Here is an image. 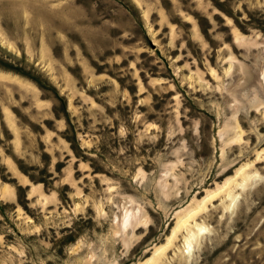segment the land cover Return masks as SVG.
<instances>
[{"label":"rangeland","instance_id":"1","mask_svg":"<svg viewBox=\"0 0 264 264\" xmlns=\"http://www.w3.org/2000/svg\"><path fill=\"white\" fill-rule=\"evenodd\" d=\"M263 73L264 0H0V264H264Z\"/></svg>","mask_w":264,"mask_h":264},{"label":"bare ground","instance_id":"2","mask_svg":"<svg viewBox=\"0 0 264 264\" xmlns=\"http://www.w3.org/2000/svg\"><path fill=\"white\" fill-rule=\"evenodd\" d=\"M263 75H264V73H263ZM131 215H133V214L131 213ZM131 215H129L128 212H127V215H126L127 217L123 220L126 223L125 225L128 224V221H129V218H130L129 216H131Z\"/></svg>","mask_w":264,"mask_h":264}]
</instances>
